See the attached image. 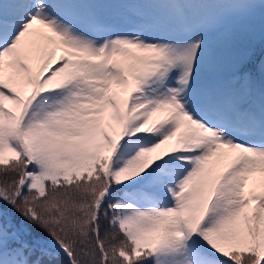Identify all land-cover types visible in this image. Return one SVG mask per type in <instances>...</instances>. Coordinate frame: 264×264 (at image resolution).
Returning a JSON list of instances; mask_svg holds the SVG:
<instances>
[{
  "label": "snow or ice",
  "instance_id": "obj_1",
  "mask_svg": "<svg viewBox=\"0 0 264 264\" xmlns=\"http://www.w3.org/2000/svg\"><path fill=\"white\" fill-rule=\"evenodd\" d=\"M0 264H264V0H0Z\"/></svg>",
  "mask_w": 264,
  "mask_h": 264
}]
</instances>
